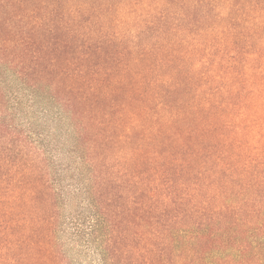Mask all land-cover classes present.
Listing matches in <instances>:
<instances>
[{
	"label": "trees",
	"instance_id": "obj_1",
	"mask_svg": "<svg viewBox=\"0 0 264 264\" xmlns=\"http://www.w3.org/2000/svg\"><path fill=\"white\" fill-rule=\"evenodd\" d=\"M0 264H264V0H0Z\"/></svg>",
	"mask_w": 264,
	"mask_h": 264
}]
</instances>
